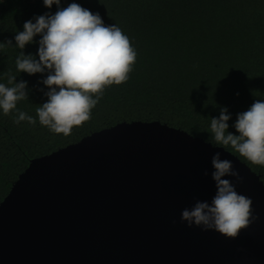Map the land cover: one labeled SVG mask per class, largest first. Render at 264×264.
Segmentation results:
<instances>
[{
    "label": "water",
    "instance_id": "obj_1",
    "mask_svg": "<svg viewBox=\"0 0 264 264\" xmlns=\"http://www.w3.org/2000/svg\"><path fill=\"white\" fill-rule=\"evenodd\" d=\"M216 152L252 201L255 219L235 239L181 220L211 203ZM0 264H264V183L183 129L120 121L30 159L0 200Z\"/></svg>",
    "mask_w": 264,
    "mask_h": 264
},
{
    "label": "trees",
    "instance_id": "obj_2",
    "mask_svg": "<svg viewBox=\"0 0 264 264\" xmlns=\"http://www.w3.org/2000/svg\"><path fill=\"white\" fill-rule=\"evenodd\" d=\"M73 2L99 13L105 25L120 27L136 49V63L126 83L106 89L89 121L70 135L56 134L36 117V108L47 102L48 88L41 83L47 72L18 73L15 64L20 51L38 59L41 37L23 50L15 47L14 37L26 21L55 14L57 5L0 0V83L11 86L9 74L16 83L26 81L28 99L18 102L17 109L37 120L35 125L17 124V111L4 115L0 109V200L30 159L92 131L120 121L158 120L218 145L210 122L221 108L231 116L227 131L237 134V114L264 100V0H61L59 7ZM222 147L264 183V166L252 164L231 146Z\"/></svg>",
    "mask_w": 264,
    "mask_h": 264
},
{
    "label": "clouds",
    "instance_id": "obj_3",
    "mask_svg": "<svg viewBox=\"0 0 264 264\" xmlns=\"http://www.w3.org/2000/svg\"><path fill=\"white\" fill-rule=\"evenodd\" d=\"M61 0H43L46 8L57 5L55 14L45 13L28 20L23 31L18 32L15 47L23 50L39 35L36 53L16 57V70L29 75L47 72L41 83L48 88L44 93L47 102L36 108L40 125L56 134L70 135L74 127L91 119L92 110L107 88L126 83L137 59L136 49L130 38L115 24L105 25L99 13H92L78 3L60 8ZM12 45V41H6ZM15 75H8V85L0 83V109L4 115L14 110L15 123L37 120L17 109L18 102L28 99L27 82H15ZM231 118L226 108H221L218 118H211L210 131L218 145L231 146L254 165L264 166V100L257 99L247 111L237 114L233 127L237 134L228 132ZM211 179L216 193L211 203L197 201L189 210L181 212V220L189 227L215 230L226 238L235 239L241 230L250 226L252 201L236 191L234 184L225 177L242 180L228 159H221L220 152L211 158ZM204 175H208L205 171Z\"/></svg>",
    "mask_w": 264,
    "mask_h": 264
}]
</instances>
